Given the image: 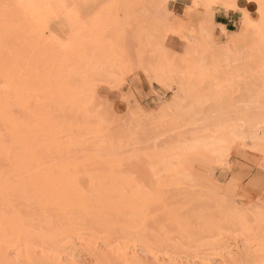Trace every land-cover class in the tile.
Here are the masks:
<instances>
[{
	"label": "bare ground",
	"instance_id": "6f19581e",
	"mask_svg": "<svg viewBox=\"0 0 264 264\" xmlns=\"http://www.w3.org/2000/svg\"><path fill=\"white\" fill-rule=\"evenodd\" d=\"M75 1L0 0V264H190L169 258L163 262L164 258L160 260L151 253L150 256L144 253L149 245L148 242V245L145 244L147 240L144 237L152 233L146 224L154 218L150 207L165 206L163 210L167 212L166 219L171 226L180 225L178 223L181 220L169 206L175 214L171 211L168 213L169 209L164 205L168 200L165 194L156 191L155 187L153 191V186H150V193H145L148 190L142 192L136 188L133 178L123 175L121 166L125 161L120 147H115L108 138L109 144H103L107 136H103L102 123L96 121L97 114L94 115L92 110L91 100L96 99V94L87 83L91 69L86 67L78 71L82 63L89 64V54L96 51L91 49L89 39H83L91 31L79 24V20L88 18L80 14ZM153 1L149 0L148 6ZM182 1L180 6L184 7L185 20L181 22V31L176 36L187 44L184 57L204 60V49L199 46L213 43L218 30L221 34L225 33L223 26L211 20V12L216 11L238 14L239 25L247 22L253 28L255 46L246 47L245 53L259 56L264 48V18L261 16L264 0H244L257 6L256 20H252L248 13L245 17V9L241 10L238 6L240 0ZM162 2L165 13H172L171 6L176 0ZM97 4L106 5L103 0ZM233 4L235 8L230 7ZM137 5L132 6L133 11L138 8L136 14L132 10L126 11L137 17L140 11L145 10L140 3ZM194 9L202 14L198 22L191 15L196 13H190ZM129 13L126 16L132 17ZM98 17L92 19L105 18ZM54 21L72 24L71 29L68 28L70 36L66 32L69 36L66 37V44L53 34H50L48 41L41 36L46 31L43 29L47 22ZM213 26L216 27L215 33L210 30ZM234 43L237 41L227 40L220 48L207 49L206 56L213 62H230L239 56H234L231 50ZM72 60L78 63L77 68L64 71L62 66ZM142 64L138 63L135 69L127 71L125 75L141 71L146 78L148 71L160 83L165 79L162 74L172 66L170 62L154 67ZM83 73L86 75L82 77ZM72 75L82 84H75ZM179 87L181 93L187 92L184 83ZM87 92L92 96H87ZM179 107L186 108L183 102ZM241 115L237 118V124L214 125L212 130L199 131L196 136L193 134V144L176 150L178 152L174 150L176 157L173 160L174 156L171 160H165L164 156L155 153L148 159L151 164L161 167L168 176H172L173 181H185L193 165L199 162L206 168L227 171L230 167L228 162L236 148L249 141L254 145V153L251 154L258 157L254 159H258L257 165L264 169V123H256L249 114ZM239 128L243 131H238ZM100 137L105 140L102 144ZM211 185L197 200L198 205L208 206L212 201H217V186L214 181ZM228 207L226 205V214H230L227 216L228 223L238 226L245 235H249L253 227L248 226L247 222H253L257 228L264 225L263 207L257 206L252 210L246 206ZM206 227L209 232L211 227ZM179 228L176 230L179 231ZM116 232L118 238L114 237ZM112 236L118 240V245ZM248 246L239 249L233 245L231 249L235 248L236 252L229 259L223 258L220 252V257L214 253L219 258L209 255L212 258L200 260L201 256L196 257L199 259L198 264H217L218 260V264H241L242 259H248ZM263 246L264 243L253 252L252 257L248 256L252 262L249 264H264ZM226 252L223 255L228 258Z\"/></svg>",
	"mask_w": 264,
	"mask_h": 264
},
{
	"label": "rangeland",
	"instance_id": "374dc122",
	"mask_svg": "<svg viewBox=\"0 0 264 264\" xmlns=\"http://www.w3.org/2000/svg\"><path fill=\"white\" fill-rule=\"evenodd\" d=\"M95 1L97 2L94 0L75 1L76 7L79 6L80 14L84 17L87 15L85 18H88V20H79V24L81 23L91 31V34L83 39H89L92 43L91 49L96 51L89 54L87 58L89 64L82 63L78 67V71H82L86 67L91 69L87 83L96 94V99L91 100L94 115L97 114L96 117H98L95 119L102 123L100 126H103V136H107L104 139L108 138L115 144V147L121 148L125 161L121 166L123 175L126 174L133 178L136 188L142 192L148 190L145 193H150L152 188L150 186H153V191H155V187L156 191L165 194L168 200L164 205L167 208L169 206L178 214L169 208V211L166 210L167 208L165 210L178 215L183 223L179 222L180 225L173 224L171 226V223L166 219L168 214L163 210L165 206L164 208H162L163 205L161 208L160 205L159 208L156 205L150 207L149 211H152L153 214L150 213L154 218H151L153 221L146 224L149 231L152 229V233H147V236L144 237L147 240L145 244L147 242L149 244H146L148 247L144 251L145 255L150 256L149 253H151L160 260L164 258L163 262L169 258L198 264L199 259L212 258L209 255L213 256L214 253L219 254V252L223 258L229 259L231 254L236 252L234 250L236 246L239 249H244L246 245H249L248 256L252 257L253 252L261 248L264 243V225L257 228L253 222H247L248 226L253 227H251V233L245 235L238 226L228 223L227 216L230 214H226V212L228 206L238 208L246 206L249 210L257 206L264 208V169L257 165L258 159L256 158L258 157L251 154L254 153L252 152L253 144L245 141L244 145L236 148L228 162L230 167L227 171L221 168H206V165L204 167V164L199 162L193 165L192 171L187 174L185 181L182 179L177 182L173 181L172 176H168L161 167L157 168L151 164L148 158L155 153L157 156L158 154L164 156L165 160L167 158L171 160V157L174 156L173 160L176 157L174 150L180 151L185 146L193 144L191 138L193 134L203 130H212L214 125L237 124V118L243 116L241 114L251 115V119L258 124L264 123V48L259 56L245 53L247 48L255 46L256 39L252 33L253 28L248 26L247 22L239 25V15L233 14L235 16L231 18L232 25L228 27L229 33L225 31L224 34H221L218 30L213 43H207L205 47L204 45L199 46L204 49L206 58L192 60V58L183 56L187 44L176 36L181 31V22L185 20L184 7L180 6L182 0H176L172 4V13H165L162 0H154L153 3L150 2L149 6V0H146V3L143 2L144 0H140V2L139 0H121V2L120 0H103L106 4H102L104 6L97 4L102 0ZM138 3L145 10L140 11L139 15L134 17L126 10H130V12L132 10L135 13L138 8L136 11L133 9L135 6L138 7ZM125 4L126 6H124ZM95 5L99 10L93 8H96ZM133 5L134 7H132ZM238 6L241 10L245 9L252 20H256V5L240 0ZM100 7H103V11ZM223 12L227 13L225 11L211 12L212 22L215 23L213 19L216 13ZM128 13L132 17H127ZM190 13H196L191 14L196 17V22L202 16L198 9H194ZM89 14L93 17H88ZM94 16H104L105 18L92 19ZM108 16L109 18H106ZM67 22H47L43 29L46 31H43L41 36L48 41L50 34H53L61 43L66 44L68 42L66 37L70 36L69 29L72 26ZM214 26L210 29L211 32L215 30ZM227 40L237 41L231 47L234 56L239 54L233 58L234 60L213 62L210 57L206 56L207 49L220 48ZM200 53L202 54V52ZM72 61L62 66L64 71L68 72L72 68H77L78 63ZM167 62H170L172 66L165 74H162L165 78L161 81L163 83H159V80L154 79V75L148 71H146V78L144 72L141 71L125 75L127 71L135 69L138 63L145 64V67H154ZM90 63L92 64L90 65ZM83 75L86 74L83 73L81 76L83 77ZM73 79L75 84H82V81L74 77ZM157 80L162 85H159ZM183 83L187 87L186 93L179 91V86ZM86 95L92 96L88 95V92ZM183 97L184 101L182 102L185 109L179 107ZM179 99L181 100L177 104H181L177 105L175 102ZM188 105L189 109H187ZM180 115L183 118H179ZM240 128L238 131L242 132L243 129ZM100 139L102 142H99L102 144L105 140L103 137ZM108 140L103 144L108 145ZM251 157L253 158L251 159ZM254 157L256 158L254 159ZM211 181H214L217 186L215 187L217 201H212L208 206L203 204L202 207L200 204L198 205L197 200L210 189ZM207 196L209 195L207 194ZM251 201L252 204H250ZM247 203L249 204L247 205ZM206 226L211 227L209 232ZM184 227L187 229L185 228L186 230L183 232ZM177 228L179 231L176 230ZM116 233L113 235L118 238L119 234ZM111 238L113 241L115 240L113 236ZM113 241L111 240V242ZM117 241L115 240L118 245ZM233 245L235 248L231 249ZM113 246H116L115 243ZM225 252L226 255H229H227L228 258L223 255ZM201 254H205V256ZM198 255L202 259L201 257L197 259ZM206 255L208 256L206 257ZM214 256L219 258L218 255ZM248 256V259L240 261L241 264L251 262ZM219 262L218 260L217 264Z\"/></svg>",
	"mask_w": 264,
	"mask_h": 264
},
{
	"label": "crops",
	"instance_id": "0c3cea01",
	"mask_svg": "<svg viewBox=\"0 0 264 264\" xmlns=\"http://www.w3.org/2000/svg\"><path fill=\"white\" fill-rule=\"evenodd\" d=\"M233 17V14H227V13H216L214 15V22L217 23L220 26H223L226 33H229L228 27L232 25L231 18Z\"/></svg>",
	"mask_w": 264,
	"mask_h": 264
},
{
	"label": "snow or ice",
	"instance_id": "6c2138e0",
	"mask_svg": "<svg viewBox=\"0 0 264 264\" xmlns=\"http://www.w3.org/2000/svg\"><path fill=\"white\" fill-rule=\"evenodd\" d=\"M5 7H8V6L6 5ZM230 7L235 8L236 6L233 4V5H230ZM261 9H262L261 16H262V18H264V3L261 4ZM244 15L247 18V16H248L247 12H244Z\"/></svg>",
	"mask_w": 264,
	"mask_h": 264
}]
</instances>
